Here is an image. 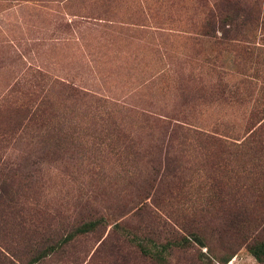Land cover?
Masks as SVG:
<instances>
[{
  "label": "rangeland",
  "instance_id": "rangeland-1",
  "mask_svg": "<svg viewBox=\"0 0 264 264\" xmlns=\"http://www.w3.org/2000/svg\"><path fill=\"white\" fill-rule=\"evenodd\" d=\"M3 182L0 264H264V0H0Z\"/></svg>",
  "mask_w": 264,
  "mask_h": 264
},
{
  "label": "trees",
  "instance_id": "trees-1",
  "mask_svg": "<svg viewBox=\"0 0 264 264\" xmlns=\"http://www.w3.org/2000/svg\"><path fill=\"white\" fill-rule=\"evenodd\" d=\"M2 185L3 186L1 187V190H3L5 183L3 182ZM6 200H8L10 203H13L14 205L16 204V202L13 200V198H11L10 195H8V193H6L5 190H3L2 194L0 193V209L6 207V202H5ZM18 220H19L18 221L19 223H17V225H19L23 229L26 227L28 229V231L30 230L29 229V223L25 224L26 220H24V218L21 217L20 219L18 218ZM260 249H262V251L264 252V244H262L260 246ZM249 251H250V253H252V255L254 256V258L257 261H261L260 257H259V252H261L260 250H257L256 248H249ZM0 260L3 263L6 262L5 260H8V258L5 255H3L1 251H0ZM9 263H10V259H9ZM228 263H229V260H226V261H224L223 264H228Z\"/></svg>",
  "mask_w": 264,
  "mask_h": 264
}]
</instances>
